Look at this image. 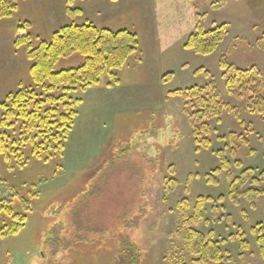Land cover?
<instances>
[{
    "label": "rangeland",
    "instance_id": "374dc122",
    "mask_svg": "<svg viewBox=\"0 0 264 264\" xmlns=\"http://www.w3.org/2000/svg\"><path fill=\"white\" fill-rule=\"evenodd\" d=\"M70 3L69 10L68 0H19L18 12L0 19V103L29 81L26 50L14 45L18 21L28 22L33 38L46 40L62 27L91 22L114 32L132 31L139 46L117 72L119 85L104 86L105 75L102 85L77 94L83 102L59 173L54 174V164L36 158L25 169L9 168L0 158V173L12 188L26 197L39 194L24 230L0 236V264H119L126 241L139 251L138 264H195L177 205L198 197L213 201L194 227L214 233L223 264H264L253 234L258 226L264 230V194L243 196L238 205L229 197L232 180L246 170L263 179L264 120L248 112L246 100L227 93L220 68L226 57L237 68L258 69L264 78V0ZM199 15H205L207 29L229 26L228 37L209 56L184 48ZM82 61L80 55L63 59L58 70ZM171 73L174 77L164 84L163 77ZM211 81L242 121L228 112L220 123L213 120L212 147L197 152L183 102L168 94ZM220 151L230 160V176L213 175L221 165ZM211 175L217 184L208 183ZM170 180L176 186L167 193ZM249 186L248 181L244 190ZM255 186L264 191V180ZM11 195L9 190L3 196ZM221 196L225 201L218 202ZM60 222L64 231L52 256L48 241ZM240 232L247 250L241 248Z\"/></svg>",
    "mask_w": 264,
    "mask_h": 264
},
{
    "label": "trees",
    "instance_id": "16d2710c",
    "mask_svg": "<svg viewBox=\"0 0 264 264\" xmlns=\"http://www.w3.org/2000/svg\"><path fill=\"white\" fill-rule=\"evenodd\" d=\"M70 2L71 0H68L69 10ZM18 10L19 0H0V19L12 18ZM205 18V15L198 16L195 31L184 45L186 50L200 56L215 53L229 35L228 24L207 29ZM28 27V22L18 21L14 45L18 49L26 50L30 61L29 81L21 84L0 103V158L9 168L23 169L36 158L44 163L43 165L54 164V174H57L62 169L61 164L83 102L77 94L102 85L105 75L108 82L104 86L112 88L119 85L121 82L117 72L125 67L129 58L137 51L139 37L129 30L114 32L86 22L62 27L46 40L33 38L28 32ZM75 55L83 57L77 67L58 70V65L63 59ZM220 68L227 93L246 100L248 112L264 120V78L260 71L254 67L237 68L226 57L220 60ZM205 73L207 78H211L209 72ZM173 77L174 74H167L162 82L167 84ZM168 96L182 100L193 129L197 152L212 147V136L215 132L211 127L213 120L220 123L223 115L228 112L242 121L240 111L223 101L213 81L205 86L176 90ZM216 155L221 165L213 175L225 172L230 176L231 163L225 152H216ZM169 171L175 174L174 167ZM249 174L250 170H246L231 182L229 197L237 205L243 196L251 198L264 194V191L255 186L264 180V172L261 175L263 179L253 178ZM213 175L209 176L208 183L217 184ZM248 181L251 186L244 190ZM174 186L176 181L170 180L165 187L166 192L169 193ZM9 190L13 195L3 196L4 192ZM27 196L12 188L0 173L1 237L15 236L24 230L33 211V201H37L35 199L39 194ZM211 201V198L198 197L194 203L183 199L177 205L183 229L188 230L187 249L195 259V264H223L221 243L215 240L214 233L205 235L194 227L204 221L206 205ZM223 201L225 198L221 196L218 202ZM213 209L218 210L217 205H213ZM54 228L55 238L48 241L52 256L58 252V242L64 226L60 222L56 223ZM241 232V248L247 250L248 243ZM253 234L257 236L259 254L264 260V230L258 226L253 230ZM138 258L139 251L135 246L128 241L121 245L119 264H138Z\"/></svg>",
    "mask_w": 264,
    "mask_h": 264
}]
</instances>
